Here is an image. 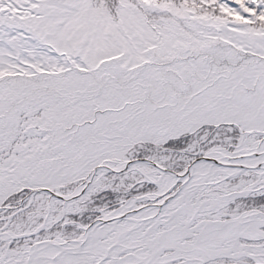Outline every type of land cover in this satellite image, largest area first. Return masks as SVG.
Masks as SVG:
<instances>
[{
	"label": "snow or ice",
	"instance_id": "snow-or-ice-1",
	"mask_svg": "<svg viewBox=\"0 0 264 264\" xmlns=\"http://www.w3.org/2000/svg\"><path fill=\"white\" fill-rule=\"evenodd\" d=\"M0 264H264V0H0Z\"/></svg>",
	"mask_w": 264,
	"mask_h": 264
}]
</instances>
